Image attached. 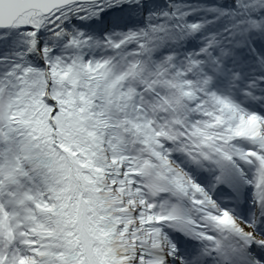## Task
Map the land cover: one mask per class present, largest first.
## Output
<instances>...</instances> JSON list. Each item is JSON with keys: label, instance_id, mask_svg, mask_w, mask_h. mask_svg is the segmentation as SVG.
Segmentation results:
<instances>
[{"label": "snow or ice", "instance_id": "snow-or-ice-1", "mask_svg": "<svg viewBox=\"0 0 264 264\" xmlns=\"http://www.w3.org/2000/svg\"><path fill=\"white\" fill-rule=\"evenodd\" d=\"M0 264H264V0H0Z\"/></svg>", "mask_w": 264, "mask_h": 264}]
</instances>
